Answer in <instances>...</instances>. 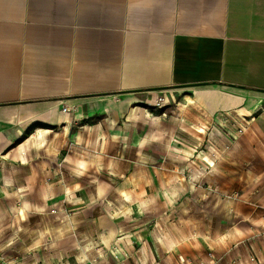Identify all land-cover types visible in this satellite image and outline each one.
<instances>
[{"label":"rangeland","instance_id":"obj_1","mask_svg":"<svg viewBox=\"0 0 264 264\" xmlns=\"http://www.w3.org/2000/svg\"><path fill=\"white\" fill-rule=\"evenodd\" d=\"M249 95L256 122L166 89L112 124L70 109L25 161L9 153L27 139L7 141L0 264H264V96Z\"/></svg>","mask_w":264,"mask_h":264},{"label":"crops","instance_id":"obj_2","mask_svg":"<svg viewBox=\"0 0 264 264\" xmlns=\"http://www.w3.org/2000/svg\"><path fill=\"white\" fill-rule=\"evenodd\" d=\"M166 89L260 119L264 0H0V148L27 139L10 157L41 148L64 107L112 124Z\"/></svg>","mask_w":264,"mask_h":264},{"label":"bare ground","instance_id":"obj_3","mask_svg":"<svg viewBox=\"0 0 264 264\" xmlns=\"http://www.w3.org/2000/svg\"><path fill=\"white\" fill-rule=\"evenodd\" d=\"M242 115V114H241ZM243 117V116H242ZM45 132H48V133H51V131H45ZM35 137V136H34ZM33 141H34V138H33ZM30 145H33L34 147H35V145H37V144H35V142L33 143V142H30ZM39 145H41L40 143H38V146ZM13 156V155H12ZM24 160V159H23Z\"/></svg>","mask_w":264,"mask_h":264},{"label":"built area","instance_id":"obj_4","mask_svg":"<svg viewBox=\"0 0 264 264\" xmlns=\"http://www.w3.org/2000/svg\"><path fill=\"white\" fill-rule=\"evenodd\" d=\"M69 113V110L67 109V107H64L62 109V114H68Z\"/></svg>","mask_w":264,"mask_h":264}]
</instances>
